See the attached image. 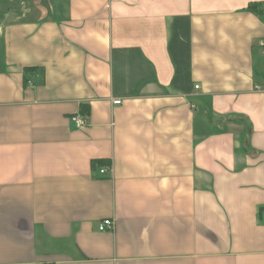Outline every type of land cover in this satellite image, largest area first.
<instances>
[{"label":"crops","instance_id":"crops-1","mask_svg":"<svg viewBox=\"0 0 264 264\" xmlns=\"http://www.w3.org/2000/svg\"><path fill=\"white\" fill-rule=\"evenodd\" d=\"M263 3L0 0V264H264Z\"/></svg>","mask_w":264,"mask_h":264},{"label":"built area","instance_id":"built-area-1","mask_svg":"<svg viewBox=\"0 0 264 264\" xmlns=\"http://www.w3.org/2000/svg\"><path fill=\"white\" fill-rule=\"evenodd\" d=\"M262 8L264 10V3L262 4ZM259 46L262 48V53L264 55V42H260ZM195 89H198V86H196ZM120 103H121L120 100H116L113 102L114 105H119ZM70 120L73 123L74 128H76L77 130H82L87 125L86 118L79 111L75 112L70 118ZM108 171H110L109 168H102L100 169L99 173L104 175ZM112 229H113V222L110 220H104L98 226V230L100 232H105L107 230H112Z\"/></svg>","mask_w":264,"mask_h":264},{"label":"trees","instance_id":"trees-1","mask_svg":"<svg viewBox=\"0 0 264 264\" xmlns=\"http://www.w3.org/2000/svg\"><path fill=\"white\" fill-rule=\"evenodd\" d=\"M27 72H29V70H28V71H26L25 73H27Z\"/></svg>","mask_w":264,"mask_h":264}]
</instances>
